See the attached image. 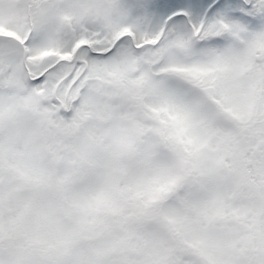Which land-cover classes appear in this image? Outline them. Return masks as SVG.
Masks as SVG:
<instances>
[{"label": "snow or ice", "instance_id": "snow-or-ice-1", "mask_svg": "<svg viewBox=\"0 0 264 264\" xmlns=\"http://www.w3.org/2000/svg\"><path fill=\"white\" fill-rule=\"evenodd\" d=\"M0 264H264V0H0Z\"/></svg>", "mask_w": 264, "mask_h": 264}]
</instances>
